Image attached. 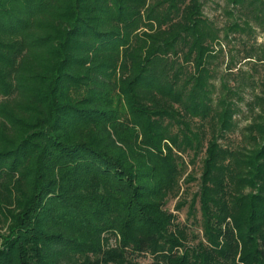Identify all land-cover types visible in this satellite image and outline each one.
Instances as JSON below:
<instances>
[{
	"label": "trees",
	"instance_id": "1",
	"mask_svg": "<svg viewBox=\"0 0 264 264\" xmlns=\"http://www.w3.org/2000/svg\"><path fill=\"white\" fill-rule=\"evenodd\" d=\"M205 3L0 0V264H264V0Z\"/></svg>",
	"mask_w": 264,
	"mask_h": 264
},
{
	"label": "rangeland",
	"instance_id": "2",
	"mask_svg": "<svg viewBox=\"0 0 264 264\" xmlns=\"http://www.w3.org/2000/svg\"><path fill=\"white\" fill-rule=\"evenodd\" d=\"M224 3V0H206V3L204 4V13L207 15L209 18L213 19L219 24L222 25L225 22V18H227L223 12H222V5ZM253 24V23H252ZM254 25V24H253ZM261 27H255L252 32L249 31V33H242V36L244 38H248L249 35L255 36L256 38V43L257 44H262L264 45V32H262ZM238 34H232L231 37L232 39L234 37H237ZM227 55L225 57L226 61H229L230 57L232 56L237 63L235 64V68L233 71H237L239 68H241L245 72H249V64L247 62H242L239 61L241 57V53L238 51L241 48V45L238 43L237 40H231L228 45L226 44L225 46ZM225 65L222 66V68L219 70L221 73H225L224 70ZM219 79L216 81V83L219 85ZM240 95L242 97V100H240L238 103L239 106V111L235 114L234 119L237 122V128L234 130V132H230L227 135V138L224 140V143L233 141V143H236L239 141L240 134L242 128L249 123V113L246 110V101H248L251 96H250V88H244L243 90L240 91ZM236 99V98H235ZM237 144V143H236ZM235 144V145H236ZM234 145V144H233ZM192 166H188L187 172L191 170ZM192 173L194 174L195 178L192 181H189L188 183L181 182V190L187 189L184 194V198L186 201H190L192 196L198 191L199 188V175H200V163L196 164V167L192 170ZM177 199L170 198L166 204V208L172 211L176 216L178 221H181L186 224H190V236H188V240L186 242L187 246H193L197 243V241L201 238V229L199 225V217L200 213L198 211V204H196V214L195 217H192L190 219H187L186 212H187V207L184 205L181 209L176 210L175 203ZM196 221L191 222V221ZM104 248H111L116 245V239L113 235H110L108 233L104 234Z\"/></svg>",
	"mask_w": 264,
	"mask_h": 264
}]
</instances>
